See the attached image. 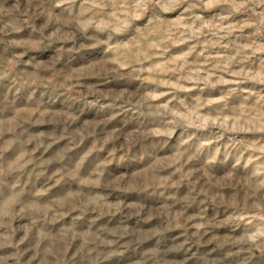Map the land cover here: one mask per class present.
<instances>
[{
    "label": "rangeland",
    "instance_id": "374dc122",
    "mask_svg": "<svg viewBox=\"0 0 264 264\" xmlns=\"http://www.w3.org/2000/svg\"><path fill=\"white\" fill-rule=\"evenodd\" d=\"M25 3L21 0L22 9ZM114 3L99 34L114 29L121 50L151 57L141 66L152 72L129 74L124 67L107 78L86 76L63 94L22 76V66L0 79V264H11L12 249H23L21 264H114L120 258L103 252L117 243L138 240L143 247L158 241L152 250L158 255L169 237L196 239V232L198 242L164 253V264H244L246 253L234 241L264 221V26L237 23L245 13L225 21L231 28L191 25L178 15L181 8L174 0H160L163 11L127 41L123 37L154 9L143 0ZM193 11L205 23L221 13L215 3ZM101 47L73 55L95 54ZM186 76L192 79L178 82ZM125 83L134 87H113ZM149 91L152 105L173 107L183 101L188 107L181 114L189 126L150 134L157 127L152 121L164 117L147 115L141 98ZM57 96H66L80 111L55 107ZM134 107L140 112L134 114ZM93 110L101 116L80 126L83 142L58 151L72 138L69 121ZM113 126L117 135H108L101 147L100 128ZM22 130L33 138L23 148ZM138 150L144 157L140 167L118 177L119 187L90 197L94 210H79L82 192L63 191L69 184L93 187L89 173L96 165L103 163L107 175L117 165L112 157L120 158L123 167ZM29 156L26 166L8 168L13 160L14 167L25 165ZM96 156L101 159L93 163ZM120 189L123 196L113 200L111 193ZM169 210L179 212L180 219L160 231L157 220Z\"/></svg>",
    "mask_w": 264,
    "mask_h": 264
},
{
    "label": "clouds",
    "instance_id": "9594fccd",
    "mask_svg": "<svg viewBox=\"0 0 264 264\" xmlns=\"http://www.w3.org/2000/svg\"><path fill=\"white\" fill-rule=\"evenodd\" d=\"M143 2L154 10L149 19L143 25H136V30L123 37L124 40L132 41L135 39L140 29L146 27L153 17L158 16L159 12L163 11L160 8V0H143ZM213 3L220 7L223 14L216 13L208 23H205L193 9L208 8ZM174 6L181 8L178 15L191 25L199 23L201 27L211 25L212 28H216L217 24H221L226 28H231L232 25L225 23V21L230 17L245 13L246 15L241 17L237 23L252 22L264 26V0H196L195 3L189 2V0H174ZM115 7L117 5L114 0H26L22 9L21 0H15L12 4H8V0H0V79L9 76L16 66H22V76L28 77V79L41 84L45 88H50L53 92L61 91V94H63L68 93L72 87L80 86L82 78L86 76L107 78L120 74V70L124 67L131 69L129 74L152 72L153 68L141 66L144 61L151 59V57L138 50H121L122 46L118 43L114 29H109L105 35L99 34L102 31L100 28L101 22L109 16V11L106 10H112ZM128 18L129 20L132 19L130 16ZM89 41L92 43H89ZM96 44H102L103 47L99 48L95 54L81 53L80 56L73 55L81 49L95 47ZM251 54L255 55V51ZM12 75L14 78L15 74ZM179 79L191 80L192 78L190 76L180 77L178 82ZM113 87L125 88L134 87V85L125 83L116 84ZM152 97L153 92L149 91L145 92L141 98V104H147L149 109L147 115L153 117L163 116L164 118L152 121L157 127L150 129V134L158 135L161 129L176 126L186 129L189 126L186 124V117L181 114V109L188 107L183 101H179L176 106L167 107L166 105L148 103ZM116 98L119 99L120 97L117 96ZM5 99H7V96H5ZM55 99L59 100L55 107L67 113L80 111L79 106H74L66 96L64 99H60L59 96ZM193 99L195 103H200L198 97ZM209 103H212V101H209ZM136 112H140L139 107L133 108V113ZM141 114L144 113L141 112ZM100 116L99 110H93L84 113L75 123L69 121L72 138L61 145L58 151L65 148L70 151L76 144L82 143L78 129L85 120H97ZM61 131L64 130L61 129ZM20 135L24 136L21 148L24 144L33 143L32 136L27 134L25 130H22ZM99 135L101 137L99 144L103 147L104 139L108 135L115 136L117 133L114 126L108 129L101 127ZM15 142L14 140L13 143ZM123 147L127 148V145H123ZM3 151H7V148ZM76 155L78 156L79 153ZM124 156L127 157L126 151ZM100 159L99 156L94 157L93 163ZM112 159H116L117 165L114 169L108 170L107 175H105L106 168L103 163L96 165L93 171L89 173L93 177L91 181L93 187L82 188L78 184H69L63 189L64 192L79 191L83 193L81 202L77 205L81 212L94 210V208H89V204L92 203L90 197L95 195L97 191L105 192L108 188L119 187L116 183L117 178L140 167L144 157L138 150L130 157V162L123 167L120 166V158L112 157ZM30 162L31 157L29 156L25 165L14 167L16 162L13 160L12 163L8 164V168L19 170L20 167L26 166ZM89 168H93V164H90ZM163 183V180H160L157 182V186L162 187ZM98 185H103V187H96ZM123 191L124 189H120L112 192L111 198L113 200L119 199L123 196ZM124 198L127 199V197ZM144 199H147V197ZM175 203H180V201L177 200ZM179 219V212L169 210L167 215L157 220L159 230H169L176 226ZM192 236L196 239L186 237L183 241H178L176 237H169V242L164 245L163 249H160L158 255L152 254V250L158 246V241H153L152 244L142 247V241L128 240L117 243L114 248L108 247L103 252V256L111 257L115 255L119 257L120 259H117L114 264H164L166 258L164 253L177 250L183 244L191 246L193 243L198 242L199 232L193 233ZM234 243L243 248L246 253L243 258L244 264H264V221L259 222L237 237ZM22 251L23 249L10 250L11 264H21L19 257Z\"/></svg>",
    "mask_w": 264,
    "mask_h": 264
}]
</instances>
